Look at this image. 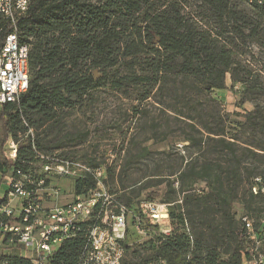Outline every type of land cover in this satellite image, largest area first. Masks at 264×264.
<instances>
[{"label":"trees","instance_id":"trees-1","mask_svg":"<svg viewBox=\"0 0 264 264\" xmlns=\"http://www.w3.org/2000/svg\"><path fill=\"white\" fill-rule=\"evenodd\" d=\"M237 1L254 16L230 7L228 0H200L208 21L224 26L212 32L210 23L199 26L190 14H184L181 0H33L18 24L20 41L29 45L28 88L18 103L0 106V178L16 176L17 171L26 174L36 165L32 138L26 135L31 127L38 129L60 111L74 108L108 78L115 90L141 86V100H147L152 88L167 75L204 93L223 90L227 73H231L233 83L239 82L233 67L234 41L256 33L251 27L253 19H264V12L248 7L244 0ZM8 31L5 27L0 33V46ZM120 66H127L131 74L106 73H117ZM94 71L100 79L94 78ZM20 134L26 136L21 144ZM8 138L17 143L15 161L2 155ZM207 139L217 146L228 166L222 167L220 162L211 166L204 160L197 167L192 160L187 162L179 172V190L185 194L169 213L172 222L189 221L193 238L185 233L160 237L146 257L123 242L121 264H150L157 258L167 264H241V225L238 218L236 228L234 208L239 170L231 163L239 148L223 129L210 132ZM186 141L201 145V140ZM33 144L36 150L43 149L39 140L33 139ZM147 155L144 149L137 156ZM197 182L205 184L207 193L186 194ZM91 184L88 178L76 180L74 193H82ZM174 193L169 187L168 194L173 197L166 201L176 202ZM129 205L126 199L124 206L130 213ZM83 230L84 224L53 252L48 264H77L84 245ZM0 261L35 264L18 254H1Z\"/></svg>","mask_w":264,"mask_h":264},{"label":"rangeland","instance_id":"rangeland-1","mask_svg":"<svg viewBox=\"0 0 264 264\" xmlns=\"http://www.w3.org/2000/svg\"><path fill=\"white\" fill-rule=\"evenodd\" d=\"M181 1L184 14H190L199 26L208 22L212 32L224 27L208 21V12L200 7V0ZM228 1L230 7L254 16L242 2ZM253 22L251 27L256 33L234 41L233 67L239 82L233 83L231 73H227L223 90L197 92L190 83L181 85L180 78L167 75L152 88L147 100H141V86L115 90L108 78L74 108L60 111L55 119L38 129L31 127L32 135L26 133L39 140L43 147L39 152L44 155L78 158L106 169V191L118 198L119 204L125 205L126 199L130 202L124 243L139 250L141 257L151 254L150 248L160 242V237L185 233L193 238L189 221L172 222L169 213L185 194L179 190V172L187 162L192 160L197 167L204 160L211 166L219 162L222 167L227 164L217 146L208 141L210 132L223 129L226 137L234 139L239 148L236 160L231 161L239 170L234 205L236 228L242 215H249L255 228L264 216V194L252 192L257 179L264 186V19L254 18ZM106 73L131 74L127 66H120L117 73L111 70ZM18 137L20 144L26 141V136ZM190 138L201 140L200 147L186 141ZM144 149L148 155L138 157ZM71 186L64 181V193L58 203L70 199ZM169 187L175 192L176 202L166 201L173 197L168 194ZM187 190L188 195L207 193L203 182ZM6 191L4 178H0V199ZM142 202L157 209L166 205L168 216L160 225L150 226L147 237L137 236L130 225ZM180 212L185 215L184 210ZM1 254H17V249L2 247Z\"/></svg>","mask_w":264,"mask_h":264},{"label":"built area","instance_id":"built-area-1","mask_svg":"<svg viewBox=\"0 0 264 264\" xmlns=\"http://www.w3.org/2000/svg\"><path fill=\"white\" fill-rule=\"evenodd\" d=\"M33 0H0V33L6 27L0 46V106L18 103L29 84V45L20 41L19 22ZM250 8L264 12V0H244ZM30 135L31 129L28 130ZM37 161L28 173L4 177L7 191L0 199V248L12 247L25 251L22 256L35 264H48L53 252L75 236L84 224V245L77 264H121L123 242L128 230V209L117 203L105 189V168L91 166L78 158L42 154L33 144ZM5 159L15 161L17 143L8 138L2 151ZM90 179L91 186L75 194L76 180ZM72 185L68 201L58 203L63 186ZM252 192L264 194V186L256 180ZM154 206V205H153ZM152 206V207H153ZM151 208L140 203L132 221L137 236L147 237L150 226L166 220V205ZM243 249L241 264H264V216L255 228L252 218H239ZM0 264H4L0 261ZM150 264H167L157 258Z\"/></svg>","mask_w":264,"mask_h":264},{"label":"crops","instance_id":"crops-1","mask_svg":"<svg viewBox=\"0 0 264 264\" xmlns=\"http://www.w3.org/2000/svg\"><path fill=\"white\" fill-rule=\"evenodd\" d=\"M61 185L63 186V183L64 182H60ZM68 183V182H67ZM71 189H72V186H71ZM9 248H12V247H9ZM2 249V248H1ZM16 249V248H15ZM17 254L18 255H21V256H24L26 253L22 250V249H17Z\"/></svg>","mask_w":264,"mask_h":264},{"label":"water","instance_id":"water-1","mask_svg":"<svg viewBox=\"0 0 264 264\" xmlns=\"http://www.w3.org/2000/svg\"><path fill=\"white\" fill-rule=\"evenodd\" d=\"M157 40H158V39H156V41H157ZM93 76H94V78H96V79H97L98 77H100V75H99L96 71L93 72Z\"/></svg>","mask_w":264,"mask_h":264}]
</instances>
